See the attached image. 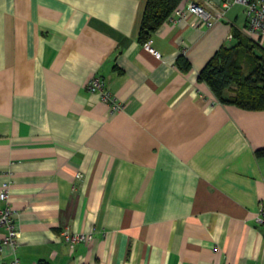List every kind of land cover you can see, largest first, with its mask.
<instances>
[{"label": "crops", "instance_id": "obj_1", "mask_svg": "<svg viewBox=\"0 0 264 264\" xmlns=\"http://www.w3.org/2000/svg\"><path fill=\"white\" fill-rule=\"evenodd\" d=\"M147 2L0 0V186L20 264H264V109L198 79L233 29L253 39L245 4L210 26L173 10L147 41L158 57L139 39ZM94 76L122 108L88 89Z\"/></svg>", "mask_w": 264, "mask_h": 264}, {"label": "trees", "instance_id": "obj_2", "mask_svg": "<svg viewBox=\"0 0 264 264\" xmlns=\"http://www.w3.org/2000/svg\"><path fill=\"white\" fill-rule=\"evenodd\" d=\"M182 0H148L139 39L146 43L153 31L169 17ZM236 42L220 47L199 72L198 79L208 84L216 97L246 109H264V46L240 30L233 29ZM183 70L190 67L185 57L178 58ZM264 155V147L256 150ZM264 227V225H262ZM37 264H52L40 259Z\"/></svg>", "mask_w": 264, "mask_h": 264}, {"label": "built area", "instance_id": "obj_3", "mask_svg": "<svg viewBox=\"0 0 264 264\" xmlns=\"http://www.w3.org/2000/svg\"><path fill=\"white\" fill-rule=\"evenodd\" d=\"M245 4V13L247 22L244 25L246 34L253 37L254 41L262 44L264 41V0H237ZM224 10L211 12L204 4L196 0H189L183 5H178L171 16L174 20H181L188 16L189 13L196 14L203 22L210 26L216 20L225 16V10L230 6L231 0H223ZM233 37V35L231 34ZM148 50L158 57L161 56L154 47L148 42L145 43ZM88 89L92 92H99L102 99L110 102L113 109L118 110L122 108L121 102L113 96L109 90L106 89L104 81L100 76H94L88 83ZM80 175V174H78ZM11 183L9 181L3 182L0 186V201L3 206L0 208V229H4V233L0 234V252L5 246H9L14 254L10 264H20V258L17 254L19 229L16 225L17 210L10 204L9 198L11 194ZM257 221L259 224L264 225V199L259 202L257 211ZM62 236L64 240L70 244L77 242H86L93 238L92 232H70L63 231ZM2 264H5L3 262ZM239 264V263H234Z\"/></svg>", "mask_w": 264, "mask_h": 264}, {"label": "rangeland", "instance_id": "obj_4", "mask_svg": "<svg viewBox=\"0 0 264 264\" xmlns=\"http://www.w3.org/2000/svg\"><path fill=\"white\" fill-rule=\"evenodd\" d=\"M263 44V43H262Z\"/></svg>", "mask_w": 264, "mask_h": 264}]
</instances>
